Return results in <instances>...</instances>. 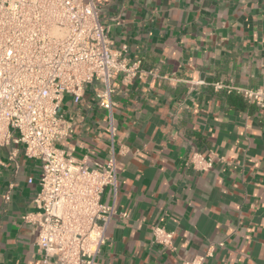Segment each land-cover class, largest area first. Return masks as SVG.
<instances>
[{
    "label": "crops",
    "instance_id": "crops-1",
    "mask_svg": "<svg viewBox=\"0 0 264 264\" xmlns=\"http://www.w3.org/2000/svg\"><path fill=\"white\" fill-rule=\"evenodd\" d=\"M99 1L114 48L157 77L113 80L118 178L102 203L118 215L98 264H183L211 244L206 264H264V108L212 86L264 88V0ZM99 88L62 106L75 134L60 147L91 167L112 147ZM195 152L214 156L213 168L195 170ZM0 154V264H42L36 227L23 220L35 211L41 164ZM157 225L174 232L172 249L152 244Z\"/></svg>",
    "mask_w": 264,
    "mask_h": 264
},
{
    "label": "built area",
    "instance_id": "built-area-1",
    "mask_svg": "<svg viewBox=\"0 0 264 264\" xmlns=\"http://www.w3.org/2000/svg\"><path fill=\"white\" fill-rule=\"evenodd\" d=\"M126 51L114 48L99 0H0V150L16 166L21 154L41 164L35 211L23 220L36 227L42 264H98L107 243V230L118 215L115 206L102 203L104 190H116L118 178L113 80L120 74L125 81L157 77L142 69L141 60L127 62ZM91 84L101 86L96 95L109 113L112 141L107 161L94 167L60 147L75 134L74 122L62 114L64 100L70 96L80 104ZM212 86L264 108V88L222 82ZM214 162V156L199 152L190 158L193 168L203 172ZM4 166L0 154V173ZM174 235L157 225L151 242L172 249ZM216 249L211 244L203 255L183 264H206Z\"/></svg>",
    "mask_w": 264,
    "mask_h": 264
}]
</instances>
